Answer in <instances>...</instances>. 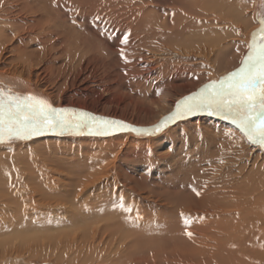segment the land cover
Instances as JSON below:
<instances>
[{"label": "rangeland", "instance_id": "rangeland-1", "mask_svg": "<svg viewBox=\"0 0 264 264\" xmlns=\"http://www.w3.org/2000/svg\"><path fill=\"white\" fill-rule=\"evenodd\" d=\"M28 1L36 7L29 18L36 19L37 27L30 34L21 26L19 31L25 35L19 38L4 25L7 38L0 49L6 48L7 64L14 60L15 65L22 67L12 80L0 75V88L9 95L33 94L58 108L82 109L139 125L155 122L171 109L172 103L241 66L249 51L248 39L234 24L232 19L236 16L231 9L238 10L237 17L249 9L259 11L260 28V19L264 18V0H146L154 5L158 2L166 12L170 7L171 13L163 21L155 10L151 23L148 20L152 26L133 37L125 32H106L99 26H85L81 18L61 21L56 0ZM227 5H231V12ZM226 12L232 14L229 21L233 23L216 22L217 25L211 21ZM172 13L178 15L174 20ZM234 33V39L240 41L236 45L245 48L242 60L231 62V57L234 62L241 53L236 49L226 56L219 54L214 64L210 56L208 62L205 56L213 53L210 50L213 51L211 43L215 38L233 39L228 36ZM125 35L126 44L122 40ZM8 39H12L10 43ZM252 39L250 36L248 45ZM13 49L16 54H12ZM209 116L198 114L181 119L151 135L49 131L29 140L0 144V264H82L92 248L87 251L77 247L76 242L85 244L91 234L98 237L99 228L126 234L141 231L142 218L151 216L168 220V230L174 229L178 220L189 221L175 214H161L152 201L165 197L171 207L182 195L175 194L182 184L187 189L195 179L204 184L218 177L222 169L248 164L250 170L253 162L264 160V149L250 144L236 126ZM244 148L245 156L240 160L237 156ZM251 174L254 175L247 178L248 195L253 194L255 182L262 181L255 171ZM16 178L22 182H11ZM250 208L248 221L256 213L264 216L263 203L254 202ZM248 226L249 223L238 230L240 240L235 248L213 242L214 264H238L249 259L256 232L247 231ZM215 237L213 232V240ZM226 239L223 237L221 242Z\"/></svg>", "mask_w": 264, "mask_h": 264}, {"label": "bare ground", "instance_id": "bare-ground-1", "mask_svg": "<svg viewBox=\"0 0 264 264\" xmlns=\"http://www.w3.org/2000/svg\"><path fill=\"white\" fill-rule=\"evenodd\" d=\"M56 1L58 4L56 5L57 10L61 11L60 13L61 21H65L67 19L70 20V18L75 19V20H77V18H81V20L83 21L82 24L85 26H89V25H92L93 27L99 26V27H102L103 30H106V32H110V33L116 32L118 34H120V32H125L126 34L133 36V37H139L140 33L138 31L152 26V24L150 23H151L152 17L155 16L154 14L155 10L157 14L163 18V21H165L164 19L167 18L166 14L168 15L171 13L170 7L167 8V12H166L165 10H163L166 8H163L160 5L158 6V2H156V5H154L153 3L147 2L146 0H56ZM35 2H38V0H35ZM252 5H254V2ZM230 6L228 7L227 5L226 9L228 10L231 9ZM35 8L36 7L33 6V4L30 3L28 0H0V46L2 45V41L7 38V32L5 30V26H7L8 29L10 28V30L13 31V34L15 36H18L19 38L25 35V34L23 35V33L19 31V28L21 26L25 28V32L28 31L30 34L35 31L37 24L34 22L36 21V19L29 18L30 14L35 10ZM249 8H251V6H249ZM172 9L174 10V8ZM231 10L235 13L234 15L236 16V18L232 16V14L230 13L231 11L229 10L230 12L228 13L226 12L225 14H219L218 17L215 16L214 18H212L211 21H213L214 23L220 22V24L226 22L229 25V23L232 22L231 20L229 21L230 19L229 15L230 17H233L232 20L233 22L235 21L234 24L237 23V29L239 27V30H241L240 32L243 31V33H245L244 35L246 37V40L248 39L247 44H246L247 47L245 45L244 46L246 48H249L248 41H249L250 36L254 37V34L258 32V29H260V26L258 25L260 16L257 14L259 13V11L258 12L255 11L256 12L255 14L254 10L252 11L251 9H249L245 13H242L240 17L239 16L237 17L236 13L238 10L237 11H234L233 9ZM176 14L172 13L173 20ZM180 16L181 15L179 14V17ZM148 20H150V23ZM66 22H73V21H66ZM216 24L218 25L219 23H216ZM238 24H242V26ZM232 28L229 29L228 31H232ZM235 35L236 33L231 34V36L230 35L228 36V37H232L233 39L231 38L227 39V37H223L218 40L215 38L216 41L213 40L214 42L211 43V46L213 47V51L212 49L210 50L211 46L209 49L207 48L208 50H210V53L211 52L213 53L210 55H206L205 56L206 60L210 62V58L213 56V64H214L215 61H217L215 59H219V58H216L219 54L222 53V54H225L226 56L227 53L229 54L231 51H236V49H238L237 51H239L240 49L241 53H239L237 57L236 56L234 57L235 61L233 62L232 57L230 59L231 62L235 64L237 61L240 62V60H242L244 56L242 52L245 50V48L242 49L239 47V45L238 46L236 45L237 43H240V41L237 39H234L236 38ZM10 40H9V43H10ZM17 51H19V49ZM12 52H13L12 54L15 53L14 49ZM5 55H6V48L3 47L0 49V66H2L0 67V75H2L4 79L12 80V78L18 77L17 76L18 74L16 75L15 73L17 69L22 67V65L21 64H20L21 66L19 64H17L18 66L15 65L16 61L14 60L13 62L15 64L13 62L10 64H7L6 62L7 57H4ZM196 87L194 88L195 90H196ZM200 88L201 87H199L196 91H198ZM182 99L183 98H181L180 100ZM178 101L179 100L172 103L171 109L168 112L165 111L166 113L162 114L155 122L149 125H139V124H133V123H126V124L134 126V127H138V128L154 126L158 124L159 121L163 119L167 114L171 113L174 110L175 105ZM54 107H57V106H54ZM79 110H82V109H79ZM91 114L97 117H103L98 114H94V113H91ZM209 117L210 118L212 117L213 119L212 115H210ZM215 117L217 116H214V118ZM217 118L222 120L221 122H223V119L221 117H217ZM126 132L130 133L131 135L132 134L138 135L137 133L130 131V130H126ZM244 150L245 148L240 149L239 154L237 156L238 159L240 160L244 159V156H245ZM253 171H255V174L258 175L262 179V181L260 182L258 181L257 183L255 182L256 186H253L251 190L253 194L251 195L250 193V195H248V193L250 192V189L248 188V186L250 185L248 184L247 178L254 175V174H251V172ZM21 173L20 175L22 176ZM189 173L190 172L187 173V176L190 175ZM232 173H235V175H232ZM236 179L241 180V181L238 182V180ZM18 181H21V180H18L17 178L11 179V182H18ZM186 187L187 189L182 184L178 191L175 190V194L181 193L182 195L174 200V204L171 207H168V204H170V202L167 201L165 197L161 199L162 198L161 196H160L161 198L155 199L154 201H152V203L157 205L159 209L158 211L161 214L168 215V213H171V214H175L179 216L182 219H188L189 221H183L181 223L178 220L176 223H174V229L168 230L169 225H170L168 220L165 221L164 218L162 219L160 216H159L160 218L155 220L151 216L149 218L147 217L146 220L142 218L143 221L140 222V224H143V228L141 229V231L136 230L138 231L136 232L134 230L135 232H127L126 234H121L120 232L118 233L117 230H109L108 228H105V229L99 228V236L97 237V235L91 234V237L89 238L88 242L85 241L86 242L85 244L83 243V241L79 242L75 239L77 241L76 242L77 247L79 245V247L82 246L84 248H87V251L89 250L88 247L92 248L91 253L85 258V261L87 262V264H214L213 262V242L221 243L223 245H231L233 246V248H235L236 246L234 245L238 244V241L240 240L238 239L239 237L238 230H240L243 226H245L248 223L250 224V226L247 227V231L256 232L255 235L253 234L254 244L252 245L253 247L250 249L249 259L246 258L245 261L241 263L239 262V263L240 264H264V225H262L264 224V216L262 215V213L261 215L260 213H256V214H259V216H256L255 214V216H251V219L249 221L247 218L249 215L247 211L251 209L250 206L254 202L260 203V204L263 203V206H264V200H263L264 160L260 163L253 162L250 170H249L248 164L246 165L239 164L235 169H232V170L222 169L221 173L220 174L218 173V177L215 178L214 176L210 179V181L206 180L204 184H200V179H195V181L192 182V185L190 187L189 186H186ZM87 188L89 187L87 186ZM116 190H117V187H116ZM197 192H199V195H197ZM26 195L24 194V196ZM71 197H74V196H71ZM30 198H31V194H30ZM216 198H224V199L221 202H217ZM22 199L24 198L22 197ZM3 200H5V198ZM247 200L249 201L248 204H247L248 202ZM96 202L97 200L95 201V203ZM89 210H90V207H89ZM213 217L215 218L214 221H213ZM123 224L125 225V222H123ZM157 226H159L158 229H157ZM176 226L177 228L175 229ZM125 228L128 229L126 225H125ZM120 230H122V228H120ZM189 232L192 233L191 236L188 235ZM213 232L216 234V237L214 238V240H213ZM228 235L232 236V238L228 239ZM223 237H227V239L224 242H221V239ZM245 237L247 236L245 235ZM226 255H228V253ZM234 257L237 258L236 255H234ZM17 259L15 258V262H17ZM84 262L81 261L82 264H85Z\"/></svg>", "mask_w": 264, "mask_h": 264}, {"label": "snow or ice", "instance_id": "snow-or-ice-1", "mask_svg": "<svg viewBox=\"0 0 264 264\" xmlns=\"http://www.w3.org/2000/svg\"><path fill=\"white\" fill-rule=\"evenodd\" d=\"M260 24L262 27L254 34L237 70L184 97L175 111L154 128L134 127L75 108L54 107L44 98L31 94L9 95L0 88V144L29 140L49 131L84 134L87 130L90 135L103 136L130 130L138 135H151L178 120L206 113L229 121L250 144L264 149V18L260 19ZM122 40L126 44L128 36H123ZM121 54L123 56V50Z\"/></svg>", "mask_w": 264, "mask_h": 264}, {"label": "water", "instance_id": "water-1", "mask_svg": "<svg viewBox=\"0 0 264 264\" xmlns=\"http://www.w3.org/2000/svg\"><path fill=\"white\" fill-rule=\"evenodd\" d=\"M201 88H202V87H201ZM201 88H200V89H201ZM200 89H199V90H200ZM199 90H198V91H199ZM198 91H196V92H198ZM194 93H195V92H194ZM182 100H183V99H182ZM182 100H179L178 102H180V101H182ZM178 102H177V103H178ZM177 103H176V105H177ZM176 105H175V108H176ZM175 108H174L173 111H175ZM173 111H172V112H173ZM172 112H171V113H172ZM171 113H169V114H171ZM169 114H167V115H169ZM201 114L205 115L206 113H201ZM167 115H166V116H167ZM206 115H208V114H206ZM161 120H162V119H161ZM161 120L159 121V123L161 122ZM159 123H158V124H159ZM158 124H156V125H158ZM156 125H154V126H150V127H145V128H154ZM154 133H155V132H154ZM142 136H143V135H142Z\"/></svg>", "mask_w": 264, "mask_h": 264}]
</instances>
